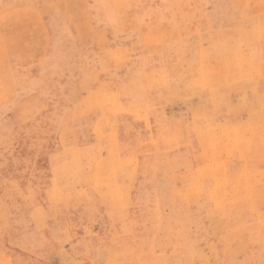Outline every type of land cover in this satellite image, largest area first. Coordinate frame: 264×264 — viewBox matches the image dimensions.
<instances>
[{"label": "rangeland", "instance_id": "obj_1", "mask_svg": "<svg viewBox=\"0 0 264 264\" xmlns=\"http://www.w3.org/2000/svg\"><path fill=\"white\" fill-rule=\"evenodd\" d=\"M262 12L0 0V264H264Z\"/></svg>", "mask_w": 264, "mask_h": 264}, {"label": "bare ground", "instance_id": "obj_2", "mask_svg": "<svg viewBox=\"0 0 264 264\" xmlns=\"http://www.w3.org/2000/svg\"><path fill=\"white\" fill-rule=\"evenodd\" d=\"M99 1V0H98ZM260 2V1H259ZM99 3V2H98ZM261 5V4H260ZM117 6V5H116ZM257 7V6H256ZM118 9V8H117ZM121 9V8H120ZM248 10V9H247ZM249 11V10H248ZM103 12V11H102ZM258 12V11H257ZM106 13H107V11H106ZM112 13V12H111ZM259 13V12H258ZM261 13V12H260ZM119 14V13H118ZM256 14V13H255ZM262 14H263V12H262ZM125 15V14H124ZM254 15V14H253ZM114 16V17H113ZM121 16V15H120ZM263 16H264V14H263ZM108 18H109V20H111V21H115V19H117L116 17H115V15L114 14H110V13H108ZM248 21V20H247ZM258 21H260L259 19H258ZM263 23V22H262ZM261 25V24H260ZM248 26V25H247ZM255 52H257V50L255 49L254 50V52H252V53H255ZM248 54V53H247ZM246 54V52H245V55H247ZM243 56H244V54H243ZM247 58H248V56H247ZM156 60H157V58H156ZM247 60V59H246ZM242 61H243V59H242ZM248 61V60H247ZM245 63V62H244ZM261 63V62H260ZM247 64H248V62H247ZM254 64V63H253ZM252 64V65H253ZM250 65V64H249ZM248 65V66H249ZM255 65V64H254ZM247 66V65H246ZM251 66V65H250ZM262 66V65H261ZM255 67V66H254ZM243 68H246V67H243ZM260 68V67H259ZM262 68V67H261ZM248 69V68H247ZM243 70V69H242ZM244 71H247V70H243V72ZM248 71H250V69L248 70ZM252 71V70H251ZM260 71V70H259ZM261 72H262V70H261ZM245 73V72H244ZM247 73V72H246ZM260 74H262V73H260ZM251 75V74H250ZM255 76H256V74H255ZM244 77V76H243ZM258 77V76H257ZM252 78H254V77H252ZM256 78V77H255ZM254 78V79H255ZM242 80V79H241ZM242 82V81H241ZM178 85V84H177ZM251 88V87H250ZM251 92H252V90H251ZM255 93H256V91H255ZM261 100H263V99H261ZM124 113V112H123ZM111 114V113H110ZM128 114H130V113H128ZM136 114V113H135ZM137 115V114H136ZM135 115V116H136ZM118 116V115H117ZM130 116V115H129ZM110 117V116H109ZM137 117H138V115H137ZM142 117V116H141ZM110 119V118H109ZM128 119V118H127ZM155 119H157V118H155ZM121 120V119H120ZM141 120V119H140ZM115 121V120H114ZM137 121V120H136ZM135 122V121H134ZM133 122V123H134ZM140 123V122H139ZM160 123V122H159ZM115 124H116V122H115ZM194 124V123H193ZM119 125V124H118ZM117 126V125H116ZM147 126V125H146ZM126 127V126H125ZM155 127H158V126H155ZM114 128V127H113ZM116 128V127H115ZM128 128V127H127ZM141 128V127H140ZM153 129V128H152ZM160 129V128H159ZM130 130V129H129ZM149 130H150V128H149ZM148 130V131H149ZM154 130V129H153ZM157 130V129H156ZM113 131V130H112ZM131 131V130H130ZM137 131V130H136ZM144 131V130H143ZM131 133H133V132H131ZM136 133H138V132H136ZM144 133V132H143ZM200 133V132H199ZM141 134V133H140ZM139 134V135H140ZM211 134V133H210ZM138 135V134H137ZM261 135H262V133H261ZM146 136V135H145ZM195 136V135H194ZM129 137V136H128ZM140 137V136H139ZM144 137V136H143ZM193 137V136H192ZM191 137V139H193ZM212 137H213V134H212ZM219 137V136H218ZM209 138V137H208ZM207 139V138H206ZM214 139V138H213ZM223 139V138H222ZM144 140V139H143ZM209 140V139H208ZM218 139L216 138V140L215 141H217ZM220 140V139H219ZM141 141H142V137H141ZM207 141V140H206ZM205 142V141H204ZM197 144V143H196ZM198 145V144H197ZM206 145H207V142H206ZM199 146V145H198ZM216 146V145H215ZM197 147V146H196ZM194 149H196V148H194ZM249 161V160H248ZM135 165V164H134ZM134 165L132 164V166L134 167ZM132 166H130V167H132ZM248 166V165H247ZM128 168V167H127ZM141 168V167H140ZM251 168V167H250ZM252 168H254V167H252ZM251 168V169H252ZM255 168H257V167H255ZM263 170V169H262ZM28 171V170H27ZM56 171V170H55ZM130 171V170H129ZM145 171V170H144ZM127 172V171H126ZM132 172V174H133V170L131 171ZM264 172V171H263ZM32 173V172H31ZM261 174H262V172H260ZM29 175V174H28ZM32 175V174H31ZM34 175V174H33ZM27 176V175H26ZM21 178V177H20ZM28 178V177H27ZM27 181H28V179H27ZM258 181V180H257ZM256 181V182H257ZM22 182V181H21ZM24 183V182H23ZM28 185V184H27ZM33 185V184H32ZM31 185V186H32ZM23 186V185H22ZM260 186V185H259ZM20 187V186H19ZM27 188V187H26ZM45 188V187H44ZM33 189H34V187H33ZM27 193V192H26ZM38 193V192H37ZM35 194V193H34ZM36 195V194H35ZM35 197V196H34ZM120 200V199H119ZM120 202V201H119ZM118 202V203H119ZM121 203H122V200H121ZM121 206H122V204H121ZM117 207V206H116ZM119 213V212H118ZM196 218V217H195ZM198 218V217H197ZM201 221V220H200ZM198 224V223H197ZM200 226V225H199ZM27 262H29V261H27ZM31 262V261H30ZM23 263H24V260H23Z\"/></svg>", "mask_w": 264, "mask_h": 264}, {"label": "snow or ice", "instance_id": "obj_3", "mask_svg": "<svg viewBox=\"0 0 264 264\" xmlns=\"http://www.w3.org/2000/svg\"><path fill=\"white\" fill-rule=\"evenodd\" d=\"M4 7H5V8H7V7H11V5H4ZM125 7L128 8L129 10L132 8L131 5H125ZM136 7L139 8L140 5H137Z\"/></svg>", "mask_w": 264, "mask_h": 264}]
</instances>
